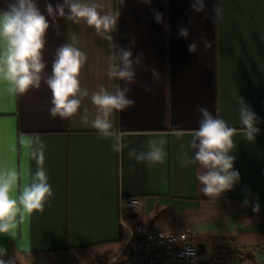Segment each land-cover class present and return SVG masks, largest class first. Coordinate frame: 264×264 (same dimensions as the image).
<instances>
[{"label":"crops","instance_id":"crops-1","mask_svg":"<svg viewBox=\"0 0 264 264\" xmlns=\"http://www.w3.org/2000/svg\"><path fill=\"white\" fill-rule=\"evenodd\" d=\"M11 2L0 0V11ZM99 2L105 11L119 10L111 42L83 21L49 16L47 4L55 8L63 0H35L49 22L41 85L12 95L0 82V167L19 171L21 190L37 168L28 142L38 136L47 146L44 168L53 190L42 213L18 219L14 237L0 234L7 253L2 258L13 264H91L119 252L128 237L121 201L139 197L134 219L157 230L198 233V264H264V0H203L201 12L193 10L194 0ZM181 28L188 30L187 38L179 35ZM73 34L75 46L87 55L82 87L114 91L119 85L135 102L113 117L124 145L120 152L111 147L114 137L91 127L96 109L89 99L81 107L88 109V125L79 115L50 116L45 81L58 49L73 43ZM193 42L197 50L189 52ZM120 49L132 53V82L107 76L109 57L119 56ZM240 102L257 117L260 131L252 142L241 130ZM199 108L237 129L231 155L239 180L218 197L200 191L197 172L204 169L180 162L196 151L190 144L202 119ZM152 144L163 148L162 161L130 158L132 150L146 152Z\"/></svg>","mask_w":264,"mask_h":264},{"label":"clouds","instance_id":"clouds-1","mask_svg":"<svg viewBox=\"0 0 264 264\" xmlns=\"http://www.w3.org/2000/svg\"><path fill=\"white\" fill-rule=\"evenodd\" d=\"M122 5L124 0H118ZM203 0H194L193 10H204ZM49 16L59 15L67 21L79 24L83 21L88 27L94 28L97 35L112 41L110 35L116 29L119 10L113 8L105 11L104 4L99 0H63L55 8L47 4ZM67 8V12L65 11ZM218 19L219 9H215ZM161 19L157 14V21ZM49 22L41 13L35 0H12L6 10L0 11V82L8 85L7 91L12 95L25 94L30 89H38L41 85V73L46 67L43 62L42 51L45 47V35ZM179 35L187 38L189 33L185 28L179 30ZM73 43L61 46L52 64L51 76L46 79V84L51 91L50 116L62 120L71 119L79 115L83 125L89 124L88 109L81 111L82 103L89 99L95 107V115L91 120V127L104 137H114L116 143L112 149L122 151L124 145L121 134L114 129L113 117L116 113L133 105L135 102L126 95L128 89H121L119 85L114 91H109L101 85L97 90L89 92L82 87L80 75L87 61V55L75 46L77 36L72 35ZM206 47L211 44L205 41ZM110 47H114L111 45ZM189 52H195V42L188 47ZM132 53L120 49V54L115 53L109 57L113 61L108 65L107 76L109 79H118L132 82L135 77L133 70ZM115 61H119L116 63ZM138 62V61H137ZM202 119L199 128L193 130L191 148L195 149L193 157L187 155L180 161L183 167L198 164L204 169L197 172V180L203 187L200 191L208 197H218L223 192L230 190L239 180V172L234 169L235 157L233 150V136L237 129L214 116L206 108H199ZM240 123L246 140L252 142L260 129L255 126L257 117L255 113L242 102L239 108ZM161 144L163 141L160 142ZM29 157L34 160L37 168L30 175V181L24 184L17 192L21 180L19 171L15 167H0V234L15 236L14 229L18 219L23 220L25 215L43 212L45 205L53 197L49 176L44 168L45 143L38 137L28 142ZM162 147L152 144L148 151L129 153L131 159L137 163L150 161L160 162L164 158ZM258 211V207L254 208ZM6 250L0 248V264H13L12 259L5 260Z\"/></svg>","mask_w":264,"mask_h":264},{"label":"built area","instance_id":"built-area-1","mask_svg":"<svg viewBox=\"0 0 264 264\" xmlns=\"http://www.w3.org/2000/svg\"><path fill=\"white\" fill-rule=\"evenodd\" d=\"M139 197L121 201L122 224L128 230L124 248L99 257L91 264H198V233L191 228L170 232L134 219Z\"/></svg>","mask_w":264,"mask_h":264}]
</instances>
